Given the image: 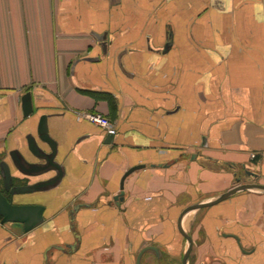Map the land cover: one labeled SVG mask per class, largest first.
I'll return each instance as SVG.
<instances>
[{
    "label": "crops",
    "instance_id": "crops-1",
    "mask_svg": "<svg viewBox=\"0 0 264 264\" xmlns=\"http://www.w3.org/2000/svg\"><path fill=\"white\" fill-rule=\"evenodd\" d=\"M82 111L115 123L110 143ZM41 114L64 175L26 195L40 224L0 223V264H136L146 246L140 264H181L185 207L264 185V0H0V161L34 160ZM180 227L187 264H264L262 191Z\"/></svg>",
    "mask_w": 264,
    "mask_h": 264
},
{
    "label": "water",
    "instance_id": "water-1",
    "mask_svg": "<svg viewBox=\"0 0 264 264\" xmlns=\"http://www.w3.org/2000/svg\"><path fill=\"white\" fill-rule=\"evenodd\" d=\"M21 109L23 116H29L33 112L34 108L28 92L21 97ZM112 138V134L105 133L103 143H110ZM26 143L28 151L34 158L33 161L27 159L25 155L17 150H12L9 153L13 167L6 160L0 161V223L17 225L24 231H29L44 220L45 205L28 201L26 195L37 191H46L49 188L57 186L64 175V168L63 164L55 159L58 141L49 134L46 114H41L36 133L28 134L26 136ZM141 167H143V164L132 166L123 174L120 189L123 187L124 178L135 169ZM244 171L246 174L255 177L253 172L247 169H244ZM49 172H53L54 174L48 178L34 182L15 184V179L22 180L23 178L35 177L45 173L48 174ZM239 181L240 176L236 177V182ZM251 189L264 192V185L256 182L238 183L208 202L191 204L182 210L178 218V230L187 239L188 245L181 258V264H187L192 247L191 237L184 233L180 227L183 215L191 210L224 200L236 191ZM121 195L122 193L120 192L113 199L116 201L121 198ZM152 248L151 246L142 248L137 255L136 264H140L142 253Z\"/></svg>",
    "mask_w": 264,
    "mask_h": 264
},
{
    "label": "built area",
    "instance_id": "built-area-1",
    "mask_svg": "<svg viewBox=\"0 0 264 264\" xmlns=\"http://www.w3.org/2000/svg\"><path fill=\"white\" fill-rule=\"evenodd\" d=\"M76 116L79 119L87 120L99 126L106 133L114 135L116 132L115 123L110 118L99 112H91V111L76 112ZM251 156L255 157V154L252 153Z\"/></svg>",
    "mask_w": 264,
    "mask_h": 264
},
{
    "label": "rangeland",
    "instance_id": "rangeland-1",
    "mask_svg": "<svg viewBox=\"0 0 264 264\" xmlns=\"http://www.w3.org/2000/svg\"><path fill=\"white\" fill-rule=\"evenodd\" d=\"M40 116H41V115H40ZM40 116H39V118H40ZM39 118H38V119H39ZM28 201H30V202H32V203H35V202L31 201V200H28ZM20 226H22V225H20Z\"/></svg>",
    "mask_w": 264,
    "mask_h": 264
}]
</instances>
